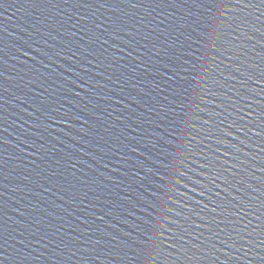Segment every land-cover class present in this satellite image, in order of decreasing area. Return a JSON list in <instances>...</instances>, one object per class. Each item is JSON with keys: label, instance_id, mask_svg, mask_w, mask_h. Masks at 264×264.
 <instances>
[{"label": "water", "instance_id": "1", "mask_svg": "<svg viewBox=\"0 0 264 264\" xmlns=\"http://www.w3.org/2000/svg\"><path fill=\"white\" fill-rule=\"evenodd\" d=\"M0 264H264V3L0 0Z\"/></svg>", "mask_w": 264, "mask_h": 264}, {"label": "snow or ice", "instance_id": "2", "mask_svg": "<svg viewBox=\"0 0 264 264\" xmlns=\"http://www.w3.org/2000/svg\"><path fill=\"white\" fill-rule=\"evenodd\" d=\"M220 2H224V0H220ZM251 2V0H249ZM261 3H264V0H261ZM184 175V174H181ZM143 250L150 256L153 252L156 251V235L155 232H149L146 234L143 243Z\"/></svg>", "mask_w": 264, "mask_h": 264}]
</instances>
